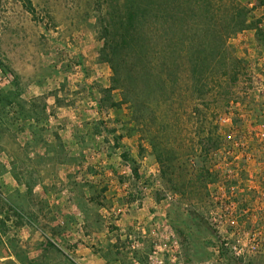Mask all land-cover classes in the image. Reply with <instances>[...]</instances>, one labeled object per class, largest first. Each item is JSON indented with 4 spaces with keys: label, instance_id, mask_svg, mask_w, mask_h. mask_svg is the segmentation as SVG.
Wrapping results in <instances>:
<instances>
[{
    "label": "rangeland",
    "instance_id": "1",
    "mask_svg": "<svg viewBox=\"0 0 264 264\" xmlns=\"http://www.w3.org/2000/svg\"><path fill=\"white\" fill-rule=\"evenodd\" d=\"M150 2L0 0V264H264V0Z\"/></svg>",
    "mask_w": 264,
    "mask_h": 264
},
{
    "label": "built area",
    "instance_id": "2",
    "mask_svg": "<svg viewBox=\"0 0 264 264\" xmlns=\"http://www.w3.org/2000/svg\"><path fill=\"white\" fill-rule=\"evenodd\" d=\"M231 193L221 194L217 197L219 205L213 214L214 223L217 225L219 239L215 252L217 255L228 253L237 259H247L259 254L264 248V238L258 231H248L240 223L242 214L235 202L237 186H231Z\"/></svg>",
    "mask_w": 264,
    "mask_h": 264
},
{
    "label": "trees",
    "instance_id": "3",
    "mask_svg": "<svg viewBox=\"0 0 264 264\" xmlns=\"http://www.w3.org/2000/svg\"><path fill=\"white\" fill-rule=\"evenodd\" d=\"M170 2H171V0H151L149 6H151V7L155 6L156 7V6L161 5L162 3L169 5ZM28 8L33 11L31 2H30V5L28 6ZM139 8H140L139 5L136 4V0H131V7L129 10L128 24L130 26H133V28L136 26V20L138 19V16H139ZM128 29H130V28L128 27ZM108 43H109V41L107 42L106 46H108Z\"/></svg>",
    "mask_w": 264,
    "mask_h": 264
}]
</instances>
